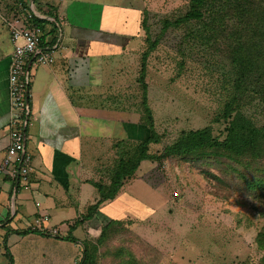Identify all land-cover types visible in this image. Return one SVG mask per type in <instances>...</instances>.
Listing matches in <instances>:
<instances>
[{
  "label": "rangeland",
  "instance_id": "rangeland-1",
  "mask_svg": "<svg viewBox=\"0 0 264 264\" xmlns=\"http://www.w3.org/2000/svg\"><path fill=\"white\" fill-rule=\"evenodd\" d=\"M189 2L131 0L130 4L140 8L143 18L141 32L126 53L128 68H125L130 76L116 82L111 78V83L91 88L99 92L97 101L102 112L109 107L125 111L126 123L118 122L117 136L126 137L129 127L139 124L132 127L138 131L130 138H143L147 128L142 122L147 121V113L138 76L146 64L148 106L154 129L160 135V142L150 145L151 153L160 154L166 145L189 130L210 127L219 140L226 134L228 123L219 113L227 94L224 73L230 68L220 52L223 36L219 44L206 42L208 34L184 38L189 24L167 25L168 20L174 21L186 12ZM11 3L14 0H0V39L9 34L1 16L6 15ZM218 11L220 15L225 13L221 7ZM198 27L202 30L203 23ZM247 113L264 126V107L258 100ZM96 132L95 142L88 144L87 150L91 154L89 149L95 145L93 155L102 162L100 171L87 168L84 173H99L91 179L97 196L80 204L83 211L77 217L101 198L98 185L109 183L117 156L108 133L101 134L99 127ZM134 144L133 140L131 147ZM226 157H218L215 152L197 158L176 156L143 161L118 196L104 203L106 207L102 203L93 216H99L103 207L112 219L119 220L107 230L102 242L97 238L108 223L105 219L99 228L95 223L99 230L96 237L85 235L92 246L96 245L93 264H264L259 239L264 230V187H257L256 193L246 189L248 181L264 178V158L247 165V158L229 164ZM7 217H12V213ZM12 227L22 225L15 219L10 225L0 226V243L7 242ZM81 228L75 233L78 238L83 236ZM85 239H76V243L83 245ZM82 253L80 247L69 263L79 262ZM134 259L136 262H132ZM8 261L0 248V264Z\"/></svg>",
  "mask_w": 264,
  "mask_h": 264
},
{
  "label": "crops",
  "instance_id": "crops-1",
  "mask_svg": "<svg viewBox=\"0 0 264 264\" xmlns=\"http://www.w3.org/2000/svg\"><path fill=\"white\" fill-rule=\"evenodd\" d=\"M130 2L34 1L39 17L45 20L41 49L52 52L55 61L31 70L30 120L26 126V150L31 153L33 167L29 180L20 182V188L13 193L16 180L0 174V226L7 222L11 213L12 217L8 218L11 222L6 224L16 219L22 225L12 227L7 237L6 245L13 256V264H70L83 247L59 235H21L15 231L30 228L33 219L41 213L48 215L46 227L60 228L64 236L72 234L79 240L88 239L85 235L96 237L101 221L112 219L102 210L104 205L99 216L72 230L75 222L81 219L77 217L83 211L80 204L97 196L91 179L99 173L94 171L86 175L84 172L87 168L99 172L102 162L93 155L95 145L88 148L91 154L87 146L95 142L97 127L101 134L108 133L112 145L118 138V122H125L124 110L109 107L102 112L97 101L99 92L91 88L109 84L111 78L116 82L130 76L126 72V53L133 48L131 45L141 32L143 18L140 8ZM47 5L53 6V13ZM8 31L9 34L5 33L0 39V165L7 154L11 113L8 69L14 43L9 28ZM80 227L83 236L78 238L75 233ZM3 243L0 248L4 253Z\"/></svg>",
  "mask_w": 264,
  "mask_h": 264
},
{
  "label": "trees",
  "instance_id": "trees-1",
  "mask_svg": "<svg viewBox=\"0 0 264 264\" xmlns=\"http://www.w3.org/2000/svg\"><path fill=\"white\" fill-rule=\"evenodd\" d=\"M19 1L21 0H14L7 11L11 12L13 9H17ZM223 2V4L217 5L213 0H190L186 12L174 21L168 20L167 25L189 24L187 35L184 38L191 36L198 38L200 35L204 37V34H208L206 42L212 41L219 44L220 37L223 36V48H220V52L230 67L224 73L226 76L224 77V88L227 90V94L219 112L221 119L228 123L224 139L219 140L218 136L212 135L210 127H204L185 132L166 145L160 154L151 153L149 147L152 143L160 142V135L154 129L152 111L148 106L146 64H143L138 82L142 89L144 111L147 113V121L142 122L143 126L147 128L146 135L143 138H130L134 131H138L132 128L139 126L136 124L129 127L126 137L118 136L116 138L112 147L116 149L117 156L111 169L110 181L107 184L98 185L101 198L87 208L81 219H78L75 226H72V230L92 219L102 203L104 205L118 196L126 180L136 175V171L143 161H160L163 158L176 156L197 158L215 152L218 157L227 156L226 163L229 164L247 158V165H250V161L264 158V126L258 125L247 113L248 108L255 100H258V104L264 107V0H223ZM47 6L49 12L53 13V6ZM219 7L224 9V14H219ZM206 15L209 16L206 17ZM226 19L229 23L225 22ZM34 21L44 28V19L34 17ZM201 23H203L202 30L198 27ZM195 31L197 32L195 33ZM182 53H185L183 48ZM133 140L136 141V144L131 147ZM257 187H264V178L258 177L253 182H247V191L256 193ZM19 188L20 182L17 190ZM6 221H3L4 224L10 221L8 217ZM115 223H119V220L112 219L102 227L97 238L98 242L105 239L107 230ZM33 225L34 223L30 228L15 231L21 235L45 234L43 231L33 228ZM59 237L75 242L77 239L72 234L59 235ZM259 239L260 245L264 249V230L260 233ZM87 240L85 239L82 243L83 253L78 264L94 263V246L96 245L92 246ZM3 244L4 254L9 259L8 264H13V256L6 245V240ZM132 262H136L135 259Z\"/></svg>",
  "mask_w": 264,
  "mask_h": 264
},
{
  "label": "built area",
  "instance_id": "built-area-1",
  "mask_svg": "<svg viewBox=\"0 0 264 264\" xmlns=\"http://www.w3.org/2000/svg\"><path fill=\"white\" fill-rule=\"evenodd\" d=\"M27 6V7H26ZM2 23L10 30L14 49L8 69V88L11 102V113L8 123L9 144L7 154L0 165V174L18 178L19 182H28L29 173L33 170L32 156L26 150V126L29 122L28 104L31 68L52 64L55 61L50 51L41 49L45 28L34 21L39 17L34 1H19L18 8L1 16ZM29 66V67H28ZM27 120V124H26ZM46 213L35 219L33 228L47 235H63L57 227H46ZM78 264V261H76Z\"/></svg>",
  "mask_w": 264,
  "mask_h": 264
},
{
  "label": "water",
  "instance_id": "water-1",
  "mask_svg": "<svg viewBox=\"0 0 264 264\" xmlns=\"http://www.w3.org/2000/svg\"><path fill=\"white\" fill-rule=\"evenodd\" d=\"M28 67H29V66H28ZM28 104H29V102H28ZM26 124H27V120H26ZM18 183H19V179L17 178V179H16V182H15V185H14L13 193H16V191H17V187H18Z\"/></svg>",
  "mask_w": 264,
  "mask_h": 264
}]
</instances>
